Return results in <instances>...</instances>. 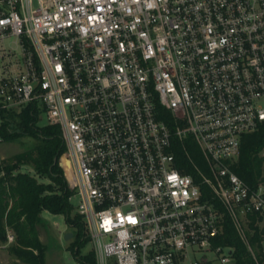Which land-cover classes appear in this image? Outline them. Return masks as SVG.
<instances>
[{
	"label": "built area",
	"instance_id": "1",
	"mask_svg": "<svg viewBox=\"0 0 264 264\" xmlns=\"http://www.w3.org/2000/svg\"><path fill=\"white\" fill-rule=\"evenodd\" d=\"M0 52V124L33 105L61 127L97 264H235L226 215L256 257L264 180L231 164L264 122V0H0Z\"/></svg>",
	"mask_w": 264,
	"mask_h": 264
},
{
	"label": "trees",
	"instance_id": "2",
	"mask_svg": "<svg viewBox=\"0 0 264 264\" xmlns=\"http://www.w3.org/2000/svg\"><path fill=\"white\" fill-rule=\"evenodd\" d=\"M33 105L21 111L2 110L0 136L2 141H14L31 136L38 144L8 159L0 156V243H8L12 232L15 241L8 245L18 259L14 264H45L46 244L41 239V227L46 224L44 213L62 215L66 224L74 228L75 241L69 249L85 264H97L86 221L78 211L71 196L75 189L69 185L67 167L61 162L68 154V146L59 125L41 123ZM178 167L194 174L195 162L207 169L206 161L196 142L189 137L177 146ZM66 165V164H65ZM31 166L35 173L22 171ZM233 171L251 185L264 180V122L252 132L244 134L239 157L231 164ZM206 198L212 193L207 188ZM248 240L253 252L238 233L231 218L225 217V231L217 243L233 248L235 264H264V228L262 216L250 215ZM91 248L86 250V247ZM37 253H36V252Z\"/></svg>",
	"mask_w": 264,
	"mask_h": 264
},
{
	"label": "rangeland",
	"instance_id": "3",
	"mask_svg": "<svg viewBox=\"0 0 264 264\" xmlns=\"http://www.w3.org/2000/svg\"><path fill=\"white\" fill-rule=\"evenodd\" d=\"M14 41L15 38L13 37L7 38L5 41L6 48H16L17 45L14 43ZM2 64L3 60L0 59V67L2 66ZM45 121L46 118L41 117V123H46ZM38 142V139L31 136L21 137L20 139L14 141H2L0 142V156L2 159H8L17 153L34 148L38 144ZM61 162L64 166L67 167L66 177L68 178L69 185H75L76 172L72 156H70V154H66L64 157H62ZM22 171H28L36 174L35 170L31 166H23ZM36 175L38 176V174ZM39 179L41 181L52 182L49 178L39 177ZM71 200L74 202L76 207V203L79 199L75 196V193L71 196ZM44 216L46 217L47 222L41 227V239L46 244L47 248L45 264H85L77 259L69 249L70 245L75 241V234L74 228L66 224L64 216L52 214L50 212H46ZM260 225L264 228V219L260 222ZM68 233L71 234L68 238H66V235ZM11 236L13 237L12 239ZM14 241L15 239L13 233L9 232L8 243H0V264H14L15 261H19L11 254L8 248V245L13 243ZM91 245L92 244H89L86 247V250L91 248ZM262 245L264 251V240L262 242ZM191 254L192 257L195 258V253L193 250H191ZM197 257L200 258V254H197ZM201 264L207 263L202 262ZM213 264L221 263L219 260H214Z\"/></svg>",
	"mask_w": 264,
	"mask_h": 264
},
{
	"label": "water",
	"instance_id": "4",
	"mask_svg": "<svg viewBox=\"0 0 264 264\" xmlns=\"http://www.w3.org/2000/svg\"><path fill=\"white\" fill-rule=\"evenodd\" d=\"M70 234H71V233H68V234L66 235V238H68V237L70 236Z\"/></svg>",
	"mask_w": 264,
	"mask_h": 264
},
{
	"label": "crops",
	"instance_id": "5",
	"mask_svg": "<svg viewBox=\"0 0 264 264\" xmlns=\"http://www.w3.org/2000/svg\"><path fill=\"white\" fill-rule=\"evenodd\" d=\"M46 212H47V211H46ZM46 212H45V213H46ZM45 213H44V215H45Z\"/></svg>",
	"mask_w": 264,
	"mask_h": 264
}]
</instances>
